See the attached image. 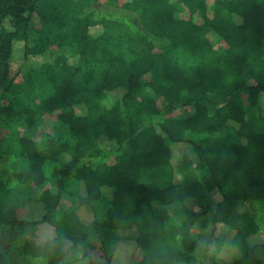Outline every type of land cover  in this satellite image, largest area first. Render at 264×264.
Returning a JSON list of instances; mask_svg holds the SVG:
<instances>
[{
	"label": "trees",
	"instance_id": "16d2710c",
	"mask_svg": "<svg viewBox=\"0 0 264 264\" xmlns=\"http://www.w3.org/2000/svg\"><path fill=\"white\" fill-rule=\"evenodd\" d=\"M44 115L67 132L21 136L17 172L5 134ZM102 231L134 235L69 258ZM223 241L230 264H264V0H0V264H219Z\"/></svg>",
	"mask_w": 264,
	"mask_h": 264
},
{
	"label": "rangeland",
	"instance_id": "374dc122",
	"mask_svg": "<svg viewBox=\"0 0 264 264\" xmlns=\"http://www.w3.org/2000/svg\"><path fill=\"white\" fill-rule=\"evenodd\" d=\"M125 1V0H123ZM129 1V0H128ZM33 24L34 26H37V20L33 18ZM124 31L123 27H120V33ZM201 39L202 40H207L210 45L212 46V49L216 52L220 51L225 45L221 43L217 38H215L213 35L210 33L206 32L205 34H201ZM57 42L52 41L49 46V50L51 52V55L54 56L55 52V44ZM15 69V68H14ZM13 69V70H14ZM17 69V68H16ZM25 81V78H22L21 75H18L16 78L15 86L17 92L20 93L19 98L16 99L15 104L17 105H24L27 104V98L22 97L23 92L28 90L29 87ZM37 85L39 86L40 83L37 81ZM44 86V85H43ZM47 89H49L48 86L46 87H40L37 88L36 90L39 93V96L32 97L31 107H35L33 109H36L37 107L35 106L43 97L49 92H47ZM21 91V92H20ZM35 92V91H34ZM46 93V94H45ZM121 93V92H120ZM114 97V95H113ZM110 95L107 96V103L109 104L111 102ZM163 105V101L160 99L158 101V106ZM255 111V109H253ZM67 132V127L63 125H59L56 122V119L52 116L49 115H44V116H37L36 122L34 126L30 129L25 128L24 126H21L20 124H17L13 130H10L9 132H6L5 138L7 141H9V147L8 149L9 153L13 156V162H12V167L14 168L15 171L20 172L25 168V160L20 158L18 155V152L16 149H18V139L21 136H25L38 145L39 148L44 149L46 147L47 143V138L49 136H54V135H60L61 137H64V135ZM60 133V134H59ZM220 136V137H219ZM227 136V135H226ZM221 139H226L225 134H218L217 137ZM228 138V136H227ZM224 145L228 142L227 140L224 141ZM183 145H173L171 150L178 156L183 152ZM45 187H35L32 185L27 186H17L14 190L17 192V195L19 196V203L20 206L18 208V214L20 219L23 218H28L29 217V208H28V201L31 199H37L41 193L43 192ZM67 193H65L62 196V201L61 204L65 208H75V203L73 204L69 199L72 198L71 195L75 193L76 191V185H69L66 188ZM87 209H78V214H79V219H86L87 215ZM218 233H221L218 232ZM217 233V234H218ZM134 235V232H114L113 233H108V232H99L95 234L93 237L90 238L86 244L80 245L77 247L78 250H75L74 252H71L69 254L70 259H74L75 257L82 256L84 253L87 254L88 256L92 257L95 260H103L105 257H107L112 249L113 243L117 239H128L132 238ZM51 238L53 236L52 232L47 230L45 227H40L36 233L34 234L35 240L38 242L40 240H45V237ZM224 237V236H223ZM215 248V244H212L209 248V251H213ZM217 261L219 264H230V257L231 254L229 253V249L227 248V243L226 241H223L222 243V248L219 250L217 254ZM141 256V251H137L135 255L133 256L132 262L135 264L139 261V258Z\"/></svg>",
	"mask_w": 264,
	"mask_h": 264
},
{
	"label": "clouds",
	"instance_id": "9594fccd",
	"mask_svg": "<svg viewBox=\"0 0 264 264\" xmlns=\"http://www.w3.org/2000/svg\"><path fill=\"white\" fill-rule=\"evenodd\" d=\"M45 239H48V237L46 236ZM119 251H120V253H121V260L123 261V257L126 255V252H125V250H123V249H121V250H119Z\"/></svg>",
	"mask_w": 264,
	"mask_h": 264
}]
</instances>
